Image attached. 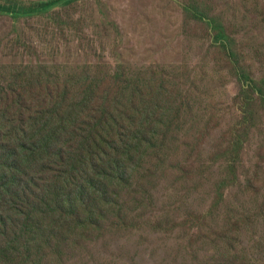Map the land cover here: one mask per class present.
<instances>
[{
	"label": "trees",
	"instance_id": "trees-1",
	"mask_svg": "<svg viewBox=\"0 0 264 264\" xmlns=\"http://www.w3.org/2000/svg\"><path fill=\"white\" fill-rule=\"evenodd\" d=\"M77 1L0 2V19L8 18L12 24L8 30L0 28V264H68L69 251L83 247L91 251V243L141 231L143 222L155 233L197 228L198 236H205L195 242L216 246L212 263L245 256L244 262L256 264L249 259V247L223 250L225 232L213 238L202 233L211 217L219 220L225 190L239 180L240 152L246 142L239 133L242 125L233 126L223 147L211 156V161H221L223 172L209 209L202 214L189 210L182 220L170 216L172 211L157 216L151 208L161 173L172 171L179 180L175 186H194L188 184L194 167L176 160L175 153L184 147L190 156L198 142H187L188 146L183 142L178 152H169V142L175 143L178 132L187 129L181 119L189 117V104L174 93L171 81L138 79L126 72L125 62L112 67L98 59L79 66L53 59L52 45L42 62L28 36L18 32V22L42 17L59 21L52 14ZM60 26L56 23L59 34ZM209 26L216 41L230 42L219 50L234 68L236 54H227L228 49L235 50L225 27L215 17H210ZM65 30L73 38L75 23ZM47 35L53 39L55 33L43 29L37 37ZM68 47L63 46L64 52ZM253 84L255 89L257 82ZM258 99L264 104V98ZM149 156L156 162L146 167ZM205 166L199 167L200 173ZM137 174L155 187L149 190ZM182 205L188 207L189 201ZM239 221L253 225L248 215Z\"/></svg>",
	"mask_w": 264,
	"mask_h": 264
},
{
	"label": "rangeland",
	"instance_id": "rangeland-1",
	"mask_svg": "<svg viewBox=\"0 0 264 264\" xmlns=\"http://www.w3.org/2000/svg\"><path fill=\"white\" fill-rule=\"evenodd\" d=\"M19 1L28 4L37 0ZM52 17H58L59 21L42 17L16 23L18 32L28 36L38 60L46 62L41 56L49 53L52 45L53 59L79 62V66L98 59L112 67L125 62L126 72L138 79L162 77L171 81L174 93L189 104V117L184 115L181 119L187 129L178 132L175 143L169 142V152H178L183 142L186 146L187 142H198L190 156L184 154V147L175 153L176 160L194 167L193 179L188 182L194 186H175L179 180L172 171L161 173L159 189L154 190L157 199L151 208L157 216L172 211L170 216L182 220L189 210L202 214L209 209L223 172L221 161H211V156L214 150L223 147L233 126L242 125L239 133L246 142L240 152L239 180L225 190L226 200L218 212L219 220L211 217L202 233L213 238L225 232L221 244L224 251L249 247L250 261L264 264V104L258 99V96L264 98L261 93L264 92V0H79ZM210 17L217 18L231 38L235 53L228 49L227 54L230 57L236 54L235 69L219 50L222 43L216 41L209 26ZM72 22L76 30L73 38L65 30ZM56 23L61 25V34ZM11 25L8 18L0 19L1 29L8 30ZM43 29L55 33L54 38L37 37ZM64 45L69 46L65 52ZM223 45L228 47L230 42ZM155 162L156 157L149 156L145 166H153ZM202 164L206 166L200 173ZM136 176L144 178L143 184L149 190L155 187L150 186L148 178ZM188 195L191 198L187 200L181 197ZM188 201V207L182 205ZM247 215L253 219L251 226L239 221ZM139 227L141 231L108 235L95 241L90 244L91 251L87 247L69 251L72 262L68 264H211L213 261L216 246L195 242L197 237L205 236H198L197 228L190 231L185 226L155 233L145 222ZM244 259L245 256L231 257L226 264H248Z\"/></svg>",
	"mask_w": 264,
	"mask_h": 264
}]
</instances>
